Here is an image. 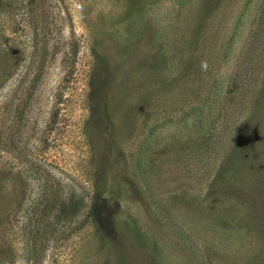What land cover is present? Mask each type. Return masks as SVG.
<instances>
[{"label": "rangeland", "instance_id": "rangeland-1", "mask_svg": "<svg viewBox=\"0 0 264 264\" xmlns=\"http://www.w3.org/2000/svg\"><path fill=\"white\" fill-rule=\"evenodd\" d=\"M0 264H264V0H0Z\"/></svg>", "mask_w": 264, "mask_h": 264}, {"label": "trees", "instance_id": "trees-1", "mask_svg": "<svg viewBox=\"0 0 264 264\" xmlns=\"http://www.w3.org/2000/svg\"><path fill=\"white\" fill-rule=\"evenodd\" d=\"M80 202V199L75 200L72 196L68 198V202L65 206H68L69 212L71 213L70 215L74 214V210L80 206ZM90 210L91 209H89L88 212H90Z\"/></svg>", "mask_w": 264, "mask_h": 264}]
</instances>
